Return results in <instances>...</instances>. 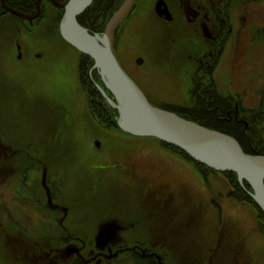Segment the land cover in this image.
Wrapping results in <instances>:
<instances>
[{
  "label": "rangeland",
  "instance_id": "1",
  "mask_svg": "<svg viewBox=\"0 0 264 264\" xmlns=\"http://www.w3.org/2000/svg\"><path fill=\"white\" fill-rule=\"evenodd\" d=\"M167 1L172 22L158 17L156 0H136L120 24L115 43L125 69L176 109L194 108L199 72L207 85L201 102L213 82L239 112L257 114L264 108V0H191L201 4L195 21L177 0ZM14 15L0 14V134L17 161L0 167V264H135L139 252H156L160 264H264V218L231 192L222 172L200 169L155 137L123 131L99 88V70L88 67L81 79L82 55L56 21ZM221 23L225 43L213 46L203 27L215 34ZM17 42L42 59L16 60Z\"/></svg>",
  "mask_w": 264,
  "mask_h": 264
},
{
  "label": "water",
  "instance_id": "2",
  "mask_svg": "<svg viewBox=\"0 0 264 264\" xmlns=\"http://www.w3.org/2000/svg\"><path fill=\"white\" fill-rule=\"evenodd\" d=\"M40 1H37L35 13H27L7 5L2 0L5 11L29 21H33L40 14ZM52 1L64 8L59 23L61 36L94 59L93 68L99 70L105 86L113 93L114 97H109L105 89L98 85L103 95L117 108L119 126L123 131L134 136L155 137L176 146L215 171L236 172L241 183L246 180L251 185L252 191L248 192L264 211V153L255 149L247 152L233 135L209 128L175 111L153 104L122 66L116 52L115 35L135 0H124L107 21L102 34L91 33L78 19L92 0H70L67 3ZM155 11L168 21L173 19L165 0L157 1ZM81 34L90 41H84ZM118 87H121L122 92Z\"/></svg>",
  "mask_w": 264,
  "mask_h": 264
},
{
  "label": "flooded vegetation",
  "instance_id": "3",
  "mask_svg": "<svg viewBox=\"0 0 264 264\" xmlns=\"http://www.w3.org/2000/svg\"><path fill=\"white\" fill-rule=\"evenodd\" d=\"M37 1L38 0H5L6 4L9 5V6H11V7H13V8H16V7H14V4H12V3H16V5H21V6L26 5V7L30 9V11H24V12H27V13H35L37 11ZM59 1L61 3H67L70 0H59ZM157 1L158 0H156V3H157ZM165 1H166L167 5L169 7V10L171 11V8L169 6L168 1L167 0H165ZM94 2H95V0H92V3L79 15V17L82 16V14L89 7H91L94 4ZM135 3H136V0H135V2L133 4V7H134ZM156 3H155V5H156ZM177 3H178V7L181 8L184 12H189V11L191 12V14L193 16L190 19L191 21H195L196 20L198 10L201 9V4L200 3L197 4V3L191 2V0H177ZM216 3H217V1H216ZM218 5H220V4H218ZM216 6H217V4H216ZM133 7L131 8L128 16H130V14H131V12L133 10ZM40 8H41L40 14L38 15L37 18L33 19V21H36V20H39V19H46L47 22L51 21L50 23H53L57 19V15L59 14V9H62V11H63L61 13V18H62L63 13H64V8L63 7H60V6H57L52 0H41L40 1ZM116 10H113L111 12L109 10V12H107L108 13L107 16L110 18ZM10 13L11 12H9V11H5L3 2H2V0H0V14L7 15V14H10ZM91 13H92L91 14V21L94 22V21H96V13H94V12H91ZM171 13L173 15V12L172 11H171ZM16 16L19 17V18L25 19V18L20 17L18 15H16ZM128 16L126 17V19L128 18ZM79 17H78V19H79ZM158 17L160 19H164V18L160 17L159 15H158ZM61 18H60V20H61ZM174 18L175 17L173 15V19L171 21H168L166 19H164V20H166L167 22H172L174 20ZM206 19H209V18H206ZM25 20H28V19H25ZM59 23H60V21H59ZM203 28H204V31L208 35V39H210L208 41L210 43H212L213 46L215 45V43H218V44H216L218 47L224 45V43H225V37L226 36L223 33V30H224L223 23H221V25L218 26L217 31H216L215 34L210 33V29H208L207 26H205ZM116 36H117V30H116L115 38H116ZM15 49H16V54H15L16 60L22 61L23 64L29 65V64H32V63L40 60V58L42 59V55L41 54H38L37 52L23 51L22 50V46L20 45L19 42L15 43ZM116 52H117V55H118L117 48H116ZM205 56H206V54H205ZM118 58H119V61L121 62L119 55H118ZM136 61H137V63H141V62H143V58L137 59ZM121 64H122V62H121ZM93 66H94V64H93ZM197 66H198V69H200V71L201 70H205L204 57L201 56L200 59H198V65ZM123 67H124V65H123ZM124 68H126V67H124ZM126 71L131 75V77L137 82V84L145 92V90L142 88V86L139 84V82L136 80V78L128 71V69ZM193 73H194V76H192L193 77L192 78V82H193L194 87L195 88H198V91L196 92V95L194 94V96L192 95V96H190V98L196 100V102H197V99L198 98L199 99H202V97H201L200 94L205 90V88L207 87V85L204 84L203 81H201V79L197 83L195 81V73L197 74V72H193ZM196 77L198 79L200 78L199 77V72H198V75ZM205 92H207V91H205ZM145 94H146V96L149 98V100L151 102L153 101V103L154 102L156 103V102H159L160 101V100H157L156 101L153 96L149 95L146 92H145ZM206 96H208L207 99H206V102H207L206 105L208 106L206 108V110L208 112H212V111L218 110V112L216 114V117L219 118L220 120H222L223 122H226L227 121L230 124L237 123V122L238 123H243L244 124V128H243V131L242 132H243L244 135H248L247 134V130L250 129V126H249V124L247 123L246 120H244L243 118L240 117L239 113L241 112V110L239 112V110H238V107H239L238 104H236V106L234 108V105L232 103L233 100L229 96V94H226V95L221 94V95H219L216 98H214L213 96H210L209 94H206ZM216 104H218V106H216ZM182 108H183V106H181V108L179 110H182ZM188 108H191V107H188ZM246 143H247V145H250L252 147L251 140L250 139L247 138L246 139ZM12 147H13V143L10 144V143L4 141L2 135L0 134V167L1 168H14V166L16 167L17 161L14 160V154L16 153V150H14ZM29 165H31L32 167L34 166L32 163L31 164L29 163ZM219 218H221V215L219 216ZM221 220H222V218H221ZM113 229H114V226H111V224L108 225V226H106V231L109 230V231L112 232ZM143 253L140 256V252H139L138 253V256H139V259L142 258L144 260V264H156V263L157 264H160L161 262H163V259H161V257L155 256L156 252L146 253V254L145 253L143 254ZM135 254L132 255V256L130 255V256L134 259L135 258ZM76 260H78V259H76ZM98 260L100 261V259H97V261Z\"/></svg>",
  "mask_w": 264,
  "mask_h": 264
},
{
  "label": "trees",
  "instance_id": "4",
  "mask_svg": "<svg viewBox=\"0 0 264 264\" xmlns=\"http://www.w3.org/2000/svg\"><path fill=\"white\" fill-rule=\"evenodd\" d=\"M116 1L117 0H95L94 4L91 7H89L82 14V16L79 17V22L83 26L87 27L92 33L93 32L102 33L103 29H104V25L106 23V19L108 17L107 16V14H108L107 12H109V10H111V8L116 4ZM12 4H14V7H16L19 10L30 11V9L26 7V5L21 6V5H16V3H12ZM91 12L96 13V21H94V22L91 21V14H92ZM14 16H16V15H14ZM60 18H61V12L59 11V14L57 15V19L55 21L57 23L56 25H57L58 33L61 36L60 31H59ZM20 19H22V18H20ZM76 50L82 55V60L79 63V73H80L81 79L84 80L85 71L87 70L88 67H90V69H91V67L94 64V59L92 57L82 53L78 49H76ZM88 80L90 81L91 78L88 77ZM195 81L198 83L200 81V79L195 77ZM101 84H103V83L101 82ZM211 85H212L211 86V91H213L214 93L210 94V95L213 96L214 98H216L219 95H221V93L217 91V88H216V86H215V84L213 82H212ZM104 88H106V87L104 86ZM197 89L198 88L194 87V91H192V92H196ZM90 94H91V92H90ZM100 96L102 97L101 94H100ZM193 96H194V93H193ZM152 103H153V101H152ZM154 104L159 106V107L175 111L179 115H181V116H183V117H185L187 119L194 120V121H196V122H198V123H200L202 125H206L208 127L216 128V129H219V130H221V131H223L225 133L231 134V135L236 137L241 142V144L243 145V147L245 148V150L247 152H253V151H250V148L247 146V143L245 142V140L247 138H246V135H244L243 132H242L243 128H244V124L243 123H238V122L237 123H233V124H230L227 121L223 122L222 120H220L219 118L216 117V114H217L218 110L212 111V112H208L206 110V108L208 106L206 105L205 102H201V99H199V98L197 99V102H196L194 108H183L182 110H179V108L176 109L175 107H172V106H170L168 104H163V103H161V101L156 102V103L154 102ZM216 106H218V104H216ZM241 114L247 116V120L246 121H247V123L250 126V129L247 130V134H248L249 139L251 140V143L253 142V145H256L257 147H261L263 149V147H264V144H263L264 138H262L263 137L262 136V131H260L259 128H258L260 126L259 122L262 119H259L258 115H260V114L264 115V108H261V110L260 109L258 110V113H257L258 115L256 114V112L253 111L252 108H244V109H242L241 110ZM117 115L118 114H117V111H116V116ZM263 120H264V118H263ZM112 125L118 127L117 120L116 121L114 120L112 122ZM136 137H140V136H136ZM157 140L160 141V143L162 145H164L165 147H167L169 149H172L173 151H176L177 153L183 155L187 160L195 163L200 169H202V167H204V168H207V169H209L211 171H215L212 168L208 167L207 165L196 161L194 158H192L188 153H186L182 149H180V148H178L176 146H173L171 144H168V143H166L164 141H161L159 139H157ZM222 173L225 175V177L228 179V181L230 183L231 192L238 199L245 200V201H250L251 203H253L254 206L256 207V209L260 212L261 217L264 218V211L260 208V206L256 203V201L251 197V195L248 193V191H246V189H244L242 187V185L240 184V182L238 180L237 173L233 172V171H225V172H222ZM245 185H247V188L252 189L251 185L246 180H245ZM134 260H135V264H144V260L142 258L139 259L138 255H135Z\"/></svg>",
  "mask_w": 264,
  "mask_h": 264
},
{
  "label": "bare ground",
  "instance_id": "5",
  "mask_svg": "<svg viewBox=\"0 0 264 264\" xmlns=\"http://www.w3.org/2000/svg\"><path fill=\"white\" fill-rule=\"evenodd\" d=\"M81 38L84 40V41H87V42H89L90 41V39L88 38V37H86L84 34H81ZM119 88V91H121L122 92V89H121V87H118Z\"/></svg>",
  "mask_w": 264,
  "mask_h": 264
}]
</instances>
